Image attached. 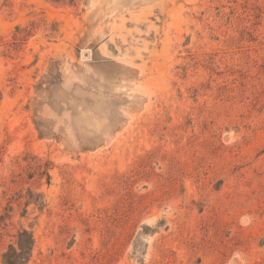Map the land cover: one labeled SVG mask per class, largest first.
<instances>
[{
	"label": "rangeland",
	"instance_id": "1",
	"mask_svg": "<svg viewBox=\"0 0 264 264\" xmlns=\"http://www.w3.org/2000/svg\"><path fill=\"white\" fill-rule=\"evenodd\" d=\"M0 264H264V0H0Z\"/></svg>",
	"mask_w": 264,
	"mask_h": 264
},
{
	"label": "trees",
	"instance_id": "2",
	"mask_svg": "<svg viewBox=\"0 0 264 264\" xmlns=\"http://www.w3.org/2000/svg\"><path fill=\"white\" fill-rule=\"evenodd\" d=\"M57 1H60V0H57Z\"/></svg>",
	"mask_w": 264,
	"mask_h": 264
}]
</instances>
